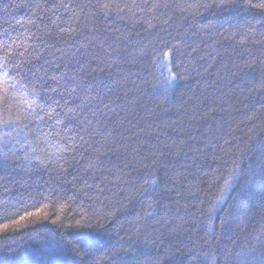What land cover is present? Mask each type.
Returning a JSON list of instances; mask_svg holds the SVG:
<instances>
[{
  "label": "snow or ice",
  "instance_id": "obj_1",
  "mask_svg": "<svg viewBox=\"0 0 264 264\" xmlns=\"http://www.w3.org/2000/svg\"><path fill=\"white\" fill-rule=\"evenodd\" d=\"M235 3L236 0H10L0 5V183L8 181L23 189L10 190L5 184V192L11 191V195L0 196V212L8 217L17 205L28 201L36 209L12 220L19 226L17 232L27 227L21 224L27 218H33L34 224L48 221V209L60 201L83 200L94 215H104L117 195L130 198L121 187L127 184L122 170L106 163V146L114 135L108 112L115 110V101H105L111 100L109 94L115 93L117 86L135 84L142 77V83L151 84L161 99H167L187 74L182 58L187 57L190 65L192 52L196 51L193 48L185 52L189 45L186 34L173 26L183 27L184 22L195 20L202 9L231 11ZM247 4L261 13L256 20L259 27L252 20L242 24L227 17L200 27L209 48L218 39L231 41L230 46L234 52L239 50L243 61L234 67L241 70L257 61L264 63V0H247ZM19 9L27 11L23 17L13 19L12 14ZM206 55L215 59L212 52ZM154 68L162 80L152 71ZM252 90L264 95V77L255 81ZM251 141H256L258 151L248 146ZM225 144L227 149L215 146L223 155L211 174L205 172L199 183L187 184L179 198L171 202L165 183L159 196L141 209V219L162 211L174 231L186 234L184 246L194 256V264H248L244 259L247 249H237L224 238L234 241L235 230L246 224L252 188L258 184L264 190V124L254 125L252 133L234 148L230 140ZM203 147L198 145L196 151ZM158 162L161 168L168 169V161ZM195 166V161L186 163L184 171ZM147 167L150 170L144 184L159 186L161 178L156 170L151 165ZM39 169L54 172L57 182L30 192L23 176L13 179L20 171ZM140 190L146 189L141 185L133 194ZM177 220L182 223L176 224ZM58 221L59 217L51 223ZM83 226L77 221V227ZM8 227L5 223L0 231ZM249 238L264 251V215L259 228L247 233L246 240ZM67 243L76 250L82 249V244L87 249L92 247L89 240ZM112 255L118 258L119 252ZM169 259L167 255L164 259L149 255L145 264H165Z\"/></svg>",
  "mask_w": 264,
  "mask_h": 264
},
{
  "label": "trees",
  "instance_id": "obj_2",
  "mask_svg": "<svg viewBox=\"0 0 264 264\" xmlns=\"http://www.w3.org/2000/svg\"><path fill=\"white\" fill-rule=\"evenodd\" d=\"M8 2L10 0H0V5ZM26 11L17 10L12 14L13 19L23 17ZM201 11L199 17L184 22L183 27L179 24L173 26L186 34L189 45L185 47V52H192L193 48L196 51L192 52L190 65L187 57L182 58L188 67L187 74L179 80L175 91L167 99H161L151 84L142 83V77L135 84L128 82L126 87L117 86L116 92L109 94L111 100L105 101H115L112 104L115 110L108 112L114 135L106 146V163L109 167L122 170L127 184L121 187L130 198L117 195L110 201V211L104 215H94L83 200L76 203L60 201L48 209V221L34 224L33 218H27L21 221L27 227L20 228L19 232V226L12 220L19 219L28 211H35V207L30 206L31 201L17 205L15 212L8 217L0 212V227L9 224L7 229L0 231V264H48L49 261L56 264H81L82 261L87 264H145L149 255H159L161 259L169 256L165 264H194V256L184 246L187 243L186 234L174 231L169 217L162 211L141 219L142 206L152 202L154 196H159L165 183L169 189V202L178 199V194L187 184L199 183L205 172L211 174L215 169L216 162L223 155L216 145L227 149L225 141L230 140L234 148L246 139V134L252 133L254 125L264 124V95L252 90L255 81L264 77V63L257 61L243 70L234 67L243 61L239 50L233 51L231 41L218 39L209 48L205 33L200 31L201 25L207 27L210 21L225 17L242 24L252 20L259 27L256 20L261 13L250 8L247 0H236L231 11L219 8ZM161 24L162 21L157 22V26ZM224 27L227 28V24ZM208 52H212L214 60L207 57ZM256 55L260 56V53ZM152 71L160 80L163 79L157 69ZM201 144L204 147L197 152V146ZM248 146L256 148V141H251ZM160 159L168 161L167 170L160 167ZM193 161L196 166L185 172V164ZM148 165L161 178L159 186L144 184V177L150 170ZM20 176L24 177L25 187L30 192L57 182L56 174L46 169L27 173L26 170L20 171L13 179ZM5 184L10 190L23 191L18 184L5 181L0 183V196L11 195V191L5 192ZM141 185L146 190L133 194L134 189ZM202 186L207 187L206 184ZM262 197L264 190L257 184L252 188L246 224L235 230L234 241L224 238L237 249H247L244 259L248 264H264V251L254 240H246L247 233L259 228L264 215ZM96 207L100 209V205ZM57 217L58 223H51ZM77 221L84 226L77 227ZM76 240H89L92 247L87 249V245L82 244V249L76 250L67 243ZM114 251L119 252L118 258L113 257Z\"/></svg>",
  "mask_w": 264,
  "mask_h": 264
}]
</instances>
